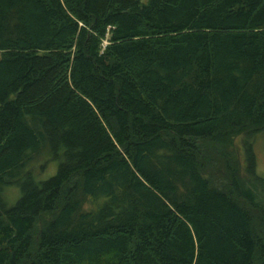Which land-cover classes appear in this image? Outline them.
<instances>
[{
    "label": "trees",
    "instance_id": "obj_1",
    "mask_svg": "<svg viewBox=\"0 0 264 264\" xmlns=\"http://www.w3.org/2000/svg\"><path fill=\"white\" fill-rule=\"evenodd\" d=\"M263 130L264 0H0V264H264Z\"/></svg>",
    "mask_w": 264,
    "mask_h": 264
},
{
    "label": "rangeland",
    "instance_id": "obj_2",
    "mask_svg": "<svg viewBox=\"0 0 264 264\" xmlns=\"http://www.w3.org/2000/svg\"><path fill=\"white\" fill-rule=\"evenodd\" d=\"M142 1L145 2L146 0ZM252 145L256 158V173L264 178V130L255 134ZM56 170L57 163L50 161L45 165L44 169L38 170V179H47L54 175ZM2 194L6 204L12 206L20 196V188L16 185L7 186Z\"/></svg>",
    "mask_w": 264,
    "mask_h": 264
}]
</instances>
